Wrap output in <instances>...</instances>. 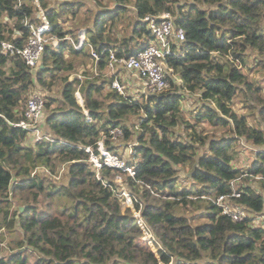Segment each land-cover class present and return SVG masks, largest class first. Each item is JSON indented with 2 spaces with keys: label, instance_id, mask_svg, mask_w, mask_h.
<instances>
[{
  "label": "trees",
  "instance_id": "trees-1",
  "mask_svg": "<svg viewBox=\"0 0 264 264\" xmlns=\"http://www.w3.org/2000/svg\"><path fill=\"white\" fill-rule=\"evenodd\" d=\"M35 1L0 0V264H264V85L246 71L264 70V0H110L114 8L103 0H38L60 44L47 45L40 66L30 68L2 44L26 46L42 22ZM82 9L87 40L77 50L82 28L73 23ZM163 13L185 33L167 58L168 89L139 98L113 90L110 50L136 55L154 41L145 18ZM123 19L128 34L117 31ZM91 47L101 56L93 60L96 73L71 81L70 58H91ZM34 91L45 100L40 142L16 126ZM192 95L199 105L193 121L183 106ZM237 98L248 114L234 110ZM204 122L230 123L234 135L210 137L200 129ZM114 129L137 144L128 160L136 164L134 178L106 167L99 179L89 162L85 148L97 152L104 137L122 157ZM243 141L257 149L245 168L236 164ZM117 176L135 211L124 207ZM236 182L240 197L229 202L245 211L239 221L217 204ZM135 212L156 251L143 241ZM12 233L18 237L10 240Z\"/></svg>",
  "mask_w": 264,
  "mask_h": 264
},
{
  "label": "built area",
  "instance_id": "built-area-1",
  "mask_svg": "<svg viewBox=\"0 0 264 264\" xmlns=\"http://www.w3.org/2000/svg\"><path fill=\"white\" fill-rule=\"evenodd\" d=\"M36 5L40 9V18L42 22L32 27L31 35L26 46L22 48L15 47L9 42L2 44V47L6 53L11 56H21L26 64L30 68H37L40 66L42 56L44 54L47 45L58 47L60 41L57 37L51 34L52 28L45 12L41 9L38 0L35 1ZM148 22V27L154 37V41L140 49L136 55L129 58L119 57L116 50H110L109 52V64L108 73L115 76L111 88L118 91L120 94H126V87L118 77L117 73L125 71L129 73L134 79L139 82L138 89L146 95L159 94L166 91L169 87L167 80V73L172 72L167 64V58L174 52L173 45L175 43H181L185 41V33L182 29H177L174 21V17L170 13H163L159 16H148L145 18ZM87 30H80L78 33L77 41L74 42L75 48L81 50L86 46ZM91 49V59L95 62H99L100 54ZM81 78V77H79ZM73 81V79H71ZM77 100L80 99L79 104L84 107V100L78 92L76 94ZM87 121L91 122L92 119L86 111ZM45 119V100L41 93H32L27 101L25 109V118L16 126L30 131V134L34 138L35 142H40L45 137L42 124ZM123 136L121 129H114L110 132L112 141L118 140ZM106 137L97 141V152L90 146L85 150L89 154V162L92 167L98 172L99 179L102 178L101 171L104 168H112L122 170L127 176L134 178L136 176V164L130 165L128 161L122 158L119 154L112 151L107 145ZM136 143L130 146V153L134 158ZM137 163V160H134ZM116 183L122 190V195L125 198L124 207H130L134 209V201L126 190L124 184V178L122 176L116 177ZM238 187L233 183V190L230 196L223 195L217 200V204L221 207L224 214L230 216L233 220L239 221L246 216L245 211L241 209H234L229 202V198H238L240 193L237 191ZM135 211V209H134ZM138 224L144 231L143 241H145L153 251L157 250L156 241L153 235L144 225V221L139 212H135ZM262 219V218H260Z\"/></svg>",
  "mask_w": 264,
  "mask_h": 264
},
{
  "label": "rangeland",
  "instance_id": "rangeland-1",
  "mask_svg": "<svg viewBox=\"0 0 264 264\" xmlns=\"http://www.w3.org/2000/svg\"><path fill=\"white\" fill-rule=\"evenodd\" d=\"M52 3H54V0H52ZM103 3H104V5H107V7L114 8V3L111 2L110 0H103ZM92 8L94 9L93 12L95 13V11H96V13H97L98 8L96 6H92ZM87 16H89V14L87 13V10L82 9L78 20H76L73 24L75 25V23H76L80 28H82L80 30H84L85 28L83 27L82 23H80L81 20H79V19H82L83 22H85ZM127 25H128V20L123 19L122 22L118 23L117 31L120 32V31H122V29L124 30L126 28L127 29L126 34H128L130 32V30L127 27ZM69 26H70V24H69ZM70 60H72L74 62V65H75L74 71H71L70 73H67V72L65 73V76H68L70 80L71 79L74 80L76 77H78V78L81 77L82 79H84L86 77V75H92V74L94 75L96 73L97 69L95 67V63L90 57L87 56V57L70 58ZM252 67L254 68L253 62L250 63V68H252ZM246 71L250 74L251 77H253L254 79H259L262 82V84L264 85V70L255 71V68H254L253 72H251L250 69H247ZM119 76L122 78L121 81L126 87V90H125L126 95L139 98L140 97L139 92L135 91L136 89L132 86V82H133L134 77L129 76V73H127L125 71H122ZM61 90H62V86L55 87L51 94L53 96L59 97L61 94ZM34 92H38V91H34ZM197 98H198V96L192 95V96L188 97V99L186 101L183 102V106L185 109V116L187 119H189L191 121H193L192 116L198 110L199 105H198ZM78 101L81 103L80 99H78ZM234 110L239 115L248 114L247 110H245L243 108V103L241 102V98H237L235 100ZM248 119H249L250 124L255 125V126L258 125L257 122L255 121V118L253 115L248 116ZM200 129H203L204 132L210 137H212V136L217 137V138H220L222 136L233 137V135H234L233 128H232V125L230 123L222 125V126H220V125L217 126V125L211 124L210 122H204L200 125ZM113 143H114V145L118 146V150L120 151V153L122 154V157L124 159H126L127 161L132 159V155L130 153V146L135 143V141L133 139L127 141V140H125V137L123 134L122 137H120L118 140L114 141ZM125 145L127 147L126 150H125ZM237 150L239 153V157H238L236 164L238 165V167H241V168L248 167L253 162V160L255 158V154H256L255 151L257 149L255 147L253 148L252 146H250L249 144H247L243 141L242 145L238 146ZM63 171H64V168L61 170V172H63ZM40 172H42V170H40ZM60 177L62 178L60 180H64L63 175L60 174ZM240 184H241V182H236L235 186L238 187ZM258 221L261 222L263 220L259 219ZM17 235L18 234H16V233H14V234L12 233L8 237L11 240V238H17L18 237ZM8 245L9 244L6 242V245L4 246V250H7Z\"/></svg>",
  "mask_w": 264,
  "mask_h": 264
},
{
  "label": "crops",
  "instance_id": "crops-1",
  "mask_svg": "<svg viewBox=\"0 0 264 264\" xmlns=\"http://www.w3.org/2000/svg\"><path fill=\"white\" fill-rule=\"evenodd\" d=\"M143 41L145 42L146 40L143 39ZM122 72V71H121ZM129 76H131L129 74ZM128 81V80H127ZM129 82V81H128ZM132 86L136 89L135 91L139 92L140 90L138 89L139 87V82H137V79H133V82H132ZM42 127L44 128V123L42 124Z\"/></svg>",
  "mask_w": 264,
  "mask_h": 264
},
{
  "label": "water",
  "instance_id": "water-1",
  "mask_svg": "<svg viewBox=\"0 0 264 264\" xmlns=\"http://www.w3.org/2000/svg\"><path fill=\"white\" fill-rule=\"evenodd\" d=\"M42 68H43V66H42ZM24 209H23V207H21V211H23Z\"/></svg>",
  "mask_w": 264,
  "mask_h": 264
},
{
  "label": "clouds",
  "instance_id": "clouds-1",
  "mask_svg": "<svg viewBox=\"0 0 264 264\" xmlns=\"http://www.w3.org/2000/svg\"><path fill=\"white\" fill-rule=\"evenodd\" d=\"M87 30V29H86Z\"/></svg>",
  "mask_w": 264,
  "mask_h": 264
}]
</instances>
